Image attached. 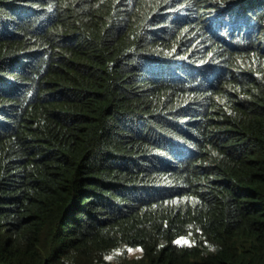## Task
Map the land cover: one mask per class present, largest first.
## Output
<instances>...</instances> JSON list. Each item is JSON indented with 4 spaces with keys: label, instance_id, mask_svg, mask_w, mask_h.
I'll return each mask as SVG.
<instances>
[{
    "label": "trees",
    "instance_id": "16d2710c",
    "mask_svg": "<svg viewBox=\"0 0 264 264\" xmlns=\"http://www.w3.org/2000/svg\"><path fill=\"white\" fill-rule=\"evenodd\" d=\"M0 264H264V0H0Z\"/></svg>",
    "mask_w": 264,
    "mask_h": 264
}]
</instances>
